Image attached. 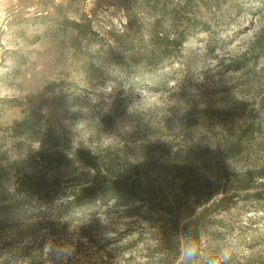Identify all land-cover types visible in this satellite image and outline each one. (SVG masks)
I'll use <instances>...</instances> for the list:
<instances>
[{
  "label": "rangeland",
  "instance_id": "rangeland-1",
  "mask_svg": "<svg viewBox=\"0 0 264 264\" xmlns=\"http://www.w3.org/2000/svg\"><path fill=\"white\" fill-rule=\"evenodd\" d=\"M144 2L0 0V126L31 112L46 123L43 143L10 146L3 166L63 186L88 172L73 156L81 149L106 164L140 163L173 192L178 181L159 169L172 154L235 136L242 150L229 170L264 166V133L244 135L252 123L264 125V0H194L208 28L185 31L182 50L152 70L131 58L141 56L151 24ZM126 36L137 47L124 73L108 46L122 54ZM52 152L68 162L52 165ZM243 196L210 209L196 242L165 218L120 204L77 222L32 215L0 230V264H264V199Z\"/></svg>",
  "mask_w": 264,
  "mask_h": 264
},
{
  "label": "trees",
  "instance_id": "trees-1",
  "mask_svg": "<svg viewBox=\"0 0 264 264\" xmlns=\"http://www.w3.org/2000/svg\"><path fill=\"white\" fill-rule=\"evenodd\" d=\"M144 3V7H148L151 24L146 40L141 42L142 50L138 51L141 56L130 57L132 62L152 70L182 50L187 39L185 31L206 29L207 24L197 17L194 0H145ZM68 25L80 33L78 24L69 22ZM174 25H180L184 30H176L174 35L170 30ZM125 38L120 45L122 54L108 46L110 57L124 73L128 68L126 55L136 53L137 47L127 36ZM228 121L233 119L228 118ZM44 128L46 123L36 112L14 120L10 126H0V230L19 226L32 215L45 213L74 222L83 221L93 215V211H97L95 209L113 203L132 206L131 210L136 215L165 218L183 238L196 242L210 209L220 207L240 194L247 199H264V166L242 172L228 168V161L241 153V136H235L240 140L235 139L226 146H189L182 153L172 154L169 164L160 165L159 169L173 173V179L178 181L173 192L164 191L162 183L151 182L149 173L140 163L106 164L97 155L81 149L75 150L73 156L88 172L76 175L63 186L44 177L12 172L3 166L10 146L24 141L43 143ZM255 133H264V125L252 123L244 131V135L251 137ZM47 159L56 167L68 162V156L61 152H52ZM230 189L234 191L232 195H228ZM54 200L63 201V207H48L47 204ZM142 210L146 213L141 214Z\"/></svg>",
  "mask_w": 264,
  "mask_h": 264
},
{
  "label": "clouds",
  "instance_id": "clouds-1",
  "mask_svg": "<svg viewBox=\"0 0 264 264\" xmlns=\"http://www.w3.org/2000/svg\"><path fill=\"white\" fill-rule=\"evenodd\" d=\"M187 255L189 256V258L195 257V255H196V249L194 247L193 248H190L188 250ZM210 264H222V260L220 258H216V259L211 260L210 261Z\"/></svg>",
  "mask_w": 264,
  "mask_h": 264
}]
</instances>
